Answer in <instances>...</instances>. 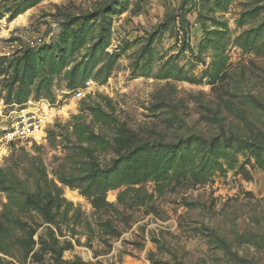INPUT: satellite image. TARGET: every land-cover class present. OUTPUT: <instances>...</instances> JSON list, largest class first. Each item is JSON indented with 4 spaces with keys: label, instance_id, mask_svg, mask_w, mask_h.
Returning <instances> with one entry per match:
<instances>
[{
    "label": "rangeland",
    "instance_id": "1",
    "mask_svg": "<svg viewBox=\"0 0 264 264\" xmlns=\"http://www.w3.org/2000/svg\"><path fill=\"white\" fill-rule=\"evenodd\" d=\"M86 81L0 142V264H264V0H0V125Z\"/></svg>",
    "mask_w": 264,
    "mask_h": 264
},
{
    "label": "built area",
    "instance_id": "2",
    "mask_svg": "<svg viewBox=\"0 0 264 264\" xmlns=\"http://www.w3.org/2000/svg\"><path fill=\"white\" fill-rule=\"evenodd\" d=\"M93 82L86 81L84 86L72 91V100L65 97L61 105L50 103L45 99L28 100L1 116L0 142L5 149L11 143L18 141H39L48 127L58 118L68 116L73 110L71 103L84 97L92 89ZM4 151V150H3ZM4 155V152H2Z\"/></svg>",
    "mask_w": 264,
    "mask_h": 264
},
{
    "label": "trees",
    "instance_id": "3",
    "mask_svg": "<svg viewBox=\"0 0 264 264\" xmlns=\"http://www.w3.org/2000/svg\"><path fill=\"white\" fill-rule=\"evenodd\" d=\"M23 103H25V102H20V103H18L17 105H21V104H23ZM58 261V260H57Z\"/></svg>",
    "mask_w": 264,
    "mask_h": 264
}]
</instances>
